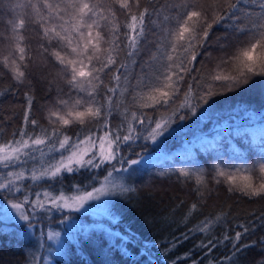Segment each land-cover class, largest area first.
I'll return each mask as SVG.
<instances>
[{"label": "snow or ice", "instance_id": "obj_1", "mask_svg": "<svg viewBox=\"0 0 264 264\" xmlns=\"http://www.w3.org/2000/svg\"><path fill=\"white\" fill-rule=\"evenodd\" d=\"M0 9L16 16L7 20V32H0V69L6 70L16 85L30 87V64L52 63L57 71L50 87L63 81L67 88L56 86L54 101L45 106L46 125L34 117L30 91L24 93L21 125L8 139H4L7 130L0 123V225L15 219L24 222L30 232L40 213L91 211L85 208L89 201L134 191L118 174L131 175L138 171L133 166L141 163V159L122 154L124 145L141 138L136 124L147 123L143 139L156 143L175 122L172 117L177 110L187 109L195 116L198 108L211 106L214 96L252 84L264 85V0H0ZM29 25L39 37L34 53L24 35ZM216 28L224 30L215 38L223 54L206 70L198 57L209 46ZM144 51L148 58L136 73L137 57ZM9 90L0 91V96ZM168 108H172V116ZM148 109L165 111L153 120ZM117 115L120 123L113 125ZM245 117L256 127L237 134L251 137L250 151L258 158L249 164L238 151L236 158L244 163L214 165L211 181L225 185L229 193L249 199L264 197V113L245 111ZM176 171L194 183L200 202L213 191L204 169ZM84 173L89 174L87 184H73L70 191L64 190L67 175ZM41 182L48 187L32 192L33 185ZM56 184L61 187L51 190ZM109 203L105 200L97 207L107 209ZM199 211L200 203L193 202L185 220ZM226 215L205 217L188 233L174 237L171 248L190 234H210ZM70 218L64 216L60 223ZM240 227L234 235L201 240L195 247L210 254L227 242L233 254L224 259L231 262L237 253L255 244H239L250 230ZM3 231L0 227V233ZM60 235L49 229L46 238L56 245L48 251L62 256ZM43 237L41 233L37 240L40 248L44 247ZM169 250L165 248V254ZM144 254L149 257L147 264H153L147 245ZM123 255H130L126 248ZM189 255L177 256L170 264ZM32 257V264H37L34 253ZM191 264L198 261L193 259ZM209 264L214 262L209 260Z\"/></svg>", "mask_w": 264, "mask_h": 264}, {"label": "trees", "instance_id": "obj_2", "mask_svg": "<svg viewBox=\"0 0 264 264\" xmlns=\"http://www.w3.org/2000/svg\"><path fill=\"white\" fill-rule=\"evenodd\" d=\"M0 17L3 19L0 22V32H7V20L15 19L16 16L0 9ZM214 33L215 35L210 36L209 46L202 49V54L198 57L206 70L214 67L223 54L216 46L215 38L223 35L224 30L216 28ZM24 35L34 53L39 43L36 31L29 25ZM149 47L154 49V45ZM148 55L144 51L137 57L136 73L140 71L139 65ZM197 67H200V63ZM28 71L30 87L27 84L16 85L11 75L0 69V91L11 89L6 95L0 96V123L7 130L4 139H8L11 132L21 125L25 91H30L34 96V117L46 125L45 106L54 101L56 86L67 90L63 81H57L50 87L49 81L53 80L57 71L52 63L43 66L40 62L30 64ZM209 104L210 107L203 105L198 108L195 116L187 109L177 110L172 117L175 122L156 143L143 139L149 128L147 123L136 124L141 138L131 142L130 146L124 145L122 154L131 159H141V163L133 166L138 171L131 175L118 174L123 175V182L135 190L123 196L111 197V203L106 209L112 221L111 228L119 237L109 241L102 232L76 229L70 235L74 240L67 237L62 242L64 254L50 256L49 264H147L149 257L144 254L146 245L153 264H170L171 260L184 253H189V258L180 260L178 264H191L193 259L198 264H209V260L214 264H264V243H261L264 238V197L249 199L240 193H229L225 185H215L211 181L214 165L244 163L236 158L238 151L245 154L249 164L258 158L250 151L251 137L238 135L237 131L243 133L245 129L251 131L256 127V124L248 122L245 111L258 115L264 113V85L252 84L234 93L214 96ZM146 111L155 120L165 109ZM166 111L172 116V108ZM181 115L186 118L180 120ZM120 119L118 115L114 116L113 125L119 124ZM181 168H202L206 171L209 187L213 191L204 201H199L193 191L195 185L192 181L179 177L176 170ZM103 174L101 173V178ZM88 176V173L67 175L63 182L64 190L70 191L73 184H87ZM42 187L46 188L48 184L41 182V185H33L32 192L41 191ZM60 187L56 184L51 190L56 191ZM193 202L200 203V211L185 220L187 210ZM221 212L227 215L210 234H190L189 239L171 248L174 237L180 238L182 233H188V229L205 217ZM241 225L250 230L239 244H255L237 253L231 262L224 259L233 254V249L227 242L218 245L210 254L206 249L195 247L201 240L222 238L225 233L234 235L235 231L241 230ZM0 227L4 229L0 233V264H29L32 254L36 255V242L41 233L45 239L46 229L61 231L57 225L50 224L47 227L42 225L40 229L35 227L34 232H29L26 227L7 221ZM125 248L130 255H123ZM165 248L170 249L167 254L164 252ZM45 251L43 249L42 255Z\"/></svg>", "mask_w": 264, "mask_h": 264}, {"label": "rangeland", "instance_id": "obj_3", "mask_svg": "<svg viewBox=\"0 0 264 264\" xmlns=\"http://www.w3.org/2000/svg\"><path fill=\"white\" fill-rule=\"evenodd\" d=\"M27 183H31V182L28 181ZM105 200L110 201L111 197H102L101 201H89L88 204L85 205V208L86 209L90 208L92 209L91 211L81 210L80 212H73V213H68L67 211H65L64 213L53 211L50 214L40 213L38 218L35 219L33 223L35 224V227L37 229L42 228V225L46 227L49 226L50 224L57 225L61 229V231L58 230L61 234L60 235L61 242H63V240L69 237L71 233L76 229H83L87 231L94 230L96 232H102L103 235L109 241H112L115 237H119V234L111 228L112 221L108 217L106 209L104 207H97V205H102ZM69 215L71 217L69 220L65 221V223H60L61 219H63L64 216H69ZM7 222L25 227L24 222L15 219L7 220ZM101 222H103V225H100ZM48 230L49 229L45 230V236ZM34 231L35 229H32L30 232H34ZM43 243H44V247L40 248L38 243L36 242L37 251L35 257L37 260V264H49L50 256L51 257L56 256L55 252L50 253L48 251L49 248H55L56 245L51 241H47V238L43 239ZM43 249H46V251L42 255ZM29 264H32V258Z\"/></svg>", "mask_w": 264, "mask_h": 264}]
</instances>
